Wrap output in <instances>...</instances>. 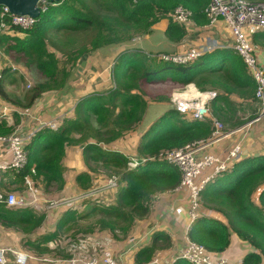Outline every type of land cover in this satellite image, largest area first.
I'll list each match as a JSON object with an SVG mask.
<instances>
[{
  "label": "trees",
  "instance_id": "trees-1",
  "mask_svg": "<svg viewBox=\"0 0 264 264\" xmlns=\"http://www.w3.org/2000/svg\"><path fill=\"white\" fill-rule=\"evenodd\" d=\"M209 2L61 0L51 3L47 11L40 12L32 28L24 30L12 27L24 33L23 37L15 33L0 35V46L7 54L15 52L23 55L25 65L29 69H36L46 78L43 83L34 86L28 103L23 105L30 106L44 92L62 90L76 64L60 67L58 49L48 41L50 31L91 34L88 44L74 51L72 61L100 48L129 42L136 32L148 34L155 24L164 19L168 21L165 29L167 39L177 43L186 36L187 26L172 20L173 10L178 6L188 8L194 21L202 25L207 22L203 11ZM252 40L264 42V30L256 31ZM12 75L10 69L2 70L0 98L15 103L6 89L7 84L15 81ZM112 78L113 88L81 99L57 129L38 131L25 146L28 155L26 165L20 170H9L0 177V188L11 190L9 187L20 181L24 183L28 175L51 198L49 194L63 190L66 185L63 160L67 148L79 145L86 170L75 176L76 185L80 188L78 191L91 190L93 174H100L102 170L107 171L104 172L106 178L112 174H117L119 178L117 186L108 189V193H111L108 198L90 196L92 200H82L83 206L91 201L89 211L85 213H81L85 209L77 206L59 213L51 209L53 213H58L55 229L34 238L32 235L44 225L47 212L28 207H8L0 203L1 228L20 234L24 250L31 249L40 254L55 252L50 247L55 245L61 231L76 223L80 217L94 212L101 217L97 221L101 231H109L113 238L120 239L115 232L119 230V236L124 238L136 220L149 214L150 201L156 194L172 191L180 185L181 172L160 158V154L210 140L214 131L211 120H192L179 113L172 104L140 137L136 147L139 164L134 169H130L128 164L132 156L104 147L130 134L142 121L149 104L144 97L148 89L155 91L152 97L150 95L152 102L169 104L172 103L174 89L189 83L201 91H216V96L210 102L211 112L217 120L231 124L228 130L257 116L254 109L245 120L232 122L237 118L243 102L257 99L254 80L241 56L231 48H217L187 64L164 61L140 49H125L116 58ZM10 132L11 127L0 120V135ZM255 193L258 194L257 201L253 199ZM199 203L206 212L218 213L223 219L209 215L198 217L188 229L187 237L190 240L203 245L208 252L218 254L228 248L231 235L235 234L253 248L243 257L242 264H264V155L239 160L230 170L217 175L201 191ZM170 243L167 233L155 232L152 244L137 253L136 261H149L157 250L168 248ZM174 264L191 263L177 259Z\"/></svg>",
  "mask_w": 264,
  "mask_h": 264
},
{
  "label": "crops",
  "instance_id": "crops-1",
  "mask_svg": "<svg viewBox=\"0 0 264 264\" xmlns=\"http://www.w3.org/2000/svg\"><path fill=\"white\" fill-rule=\"evenodd\" d=\"M167 22L168 21L166 19L161 20L153 26L150 33L143 35V37L139 38L138 41L133 42L135 44L129 43L128 47H120L118 45L117 47L112 46L110 48L109 46L89 53L86 56L87 60L85 65L88 70L91 69L90 66L95 68V73L93 74V72H91L92 76L88 77L91 78L94 76L91 79L92 81H83L72 76L73 81L71 80L69 83L67 82L66 86L62 90L48 91L41 94L33 102V104L25 110L28 114L22 117L24 119L22 124L19 126V131L35 132L38 128V125L35 122L36 119L44 121L52 120L54 118L57 119L58 117L65 118L72 114L75 105L84 97L108 91L111 86L110 82H112L109 81L111 78L109 69L111 66L113 67L115 57L120 54V51L135 47L136 49H140L147 53H174L187 47L198 46L208 40H212L217 43L219 45L218 48H228L232 43L230 29L222 19H219L211 27H205V24L198 25L196 21H194L195 24L189 25L186 28V36H184L177 43L170 42L165 35ZM161 33L163 34V38L158 40L159 44H155L156 41L153 37H159L161 36ZM253 43L256 47L260 64L264 66V45H262L264 42L253 41ZM159 48H161V50H157ZM116 50L117 53H115ZM82 63H79L77 68H79ZM106 71H108L109 77L107 81H104L107 76ZM103 72H105L104 75ZM108 83L109 88H106ZM14 85L16 84L6 86L10 97L14 94V90L10 87H13ZM97 87L100 88L97 89ZM0 103L5 102L0 98ZM171 106L172 103L169 104L155 101L150 102L144 118L136 125L134 131L126 135L124 138L104 147L112 150H118L127 156H134L138 158L136 147L140 137L146 132L150 125ZM150 110V115L156 114L157 116L147 123L146 120ZM259 113L260 110L257 115H259ZM237 143L241 144L240 155L237 161L251 156L264 155V115H262L259 120H251L241 126L225 131L223 137L217 141L207 142L203 145L202 149H200L199 155L212 153L217 156L224 157ZM63 163L65 166L64 176L66 185L63 190L59 191V193L75 195L79 192L78 189H80L76 185L75 176L80 171L86 170V166L84 165L82 159L81 147L79 145L68 147ZM211 171V168L206 169L202 173V177L208 176ZM106 177L107 176L102 173H98L97 175L93 174V190L97 189L92 195L93 197L104 196L108 198V196H110L111 193H108V190L100 189L106 181ZM257 197L258 194L255 193L253 199L257 201ZM188 203V194L178 187L172 191L156 194L153 197L149 214L143 219L136 220L128 236L122 239H115L109 234L102 233L101 239L105 248L112 250L121 262L129 264L132 261H136V255L143 247L150 246L152 244L155 232L164 231L170 237V246L168 248L157 250L149 261L141 264H148L155 258L160 259L163 264L173 263L179 250L186 242L188 229L192 224L187 215ZM61 210H59L58 213L61 212ZM203 210L204 212L206 211L204 208ZM58 213L55 214L51 210L47 211L46 221H44V225L38 229V235L55 229V222ZM204 215H209L219 220L223 219V217L218 213L205 212ZM32 237L34 238L35 236L32 235ZM0 239L2 245L8 249L6 264H17L15 263L13 251H23L21 243L22 236L14 231L0 227ZM252 250L253 248L250 244L238 238L235 234H232L230 245L224 252L211 254L215 257L225 258L228 264H242L243 257ZM38 259L40 258L32 256L26 264H36ZM41 260H44L43 262L45 263L53 262L51 264H64V259L61 258H57V260L43 258Z\"/></svg>",
  "mask_w": 264,
  "mask_h": 264
},
{
  "label": "built area",
  "instance_id": "built-area-1",
  "mask_svg": "<svg viewBox=\"0 0 264 264\" xmlns=\"http://www.w3.org/2000/svg\"><path fill=\"white\" fill-rule=\"evenodd\" d=\"M51 3L48 0H40L38 6L40 12L47 11ZM207 22L205 27H211L219 19H222L230 29L232 43L228 48L237 52L245 63L248 73L254 80L255 99L260 107V113L253 120H259L264 115V66L260 64L256 47L253 43V34L264 30V1L250 0H210L209 4L203 11ZM171 18L179 25L195 24L192 12L184 7L178 6L173 10ZM37 18L29 15H15L3 6L0 8V35L5 33L9 27L21 29H30L35 24ZM219 45L212 40H208L198 46L184 48L178 52L169 53H149L164 61L175 64H187L200 58L203 54L217 49ZM216 91H201L193 83L186 84L182 89L173 91L171 102L173 107L181 114L188 116L192 120H211L214 131L213 137L204 142L194 145H187L180 149L166 151L160 154V158L174 165L181 172V182L179 189L184 190L189 196L187 215L189 221L193 223L198 217L204 216L205 212L200 206V193L204 187L213 180L217 175L229 170L239 159L241 144H235L226 156L220 157L212 153L199 155L203 145L210 141H217L223 137L225 131H221L222 122L213 117L210 102L216 96ZM28 113L20 110L10 103H0V120L11 121L14 115L19 117ZM64 117L54 118L52 120H35L38 128L35 132L16 131L8 135H0V177L9 170H20L27 163V151L25 146L31 138L40 130L49 128L55 130ZM196 146V147H193ZM130 169L138 166L139 160L132 156L128 162ZM211 168V173L202 177V173ZM117 186L116 178H107L100 187L102 190H108ZM97 189L82 192L81 195H63L61 199L48 197L44 194L34 182L26 178L25 189L19 194L14 192L4 193L0 191V203H5L8 207H28L35 210L43 208L46 205L50 210L66 209V205L78 199L83 200L92 196ZM207 213V212H206ZM7 251L0 241V264L7 263ZM15 263L26 264L31 258L24 251H13ZM177 259L186 260L191 264H228L225 258L215 257L206 248L188 237L185 244L179 250ZM64 264H125L121 262L110 249H104L98 255L89 257H75L64 259ZM129 264H141L132 261ZM148 264H163L158 258L153 259Z\"/></svg>",
  "mask_w": 264,
  "mask_h": 264
},
{
  "label": "rangeland",
  "instance_id": "rangeland-1",
  "mask_svg": "<svg viewBox=\"0 0 264 264\" xmlns=\"http://www.w3.org/2000/svg\"><path fill=\"white\" fill-rule=\"evenodd\" d=\"M250 1H252V0H250ZM172 13H171V15H172ZM5 33H15L19 37L24 36V33L18 32V30L14 29L12 27H9ZM5 33H3V34H5ZM144 34H142L141 32H136L134 34V36H132V38L129 42L128 41L122 42V44H119V46L120 47H128L129 43L132 44L133 42L138 41L139 38H142L143 37L142 35H144ZM91 37H92L91 34L88 32L81 33V34L57 33L54 31L49 32V34H48L49 40L48 41H51V43H53L55 45L56 49H58V55L57 56H58V60L60 61V67L61 68L62 67L67 68L72 63H74V62L76 63L71 76L67 80L68 83L73 79L72 76L75 78H78L79 80H83V81H89L94 77L93 76L91 78H88L89 76H92L91 72H93V74L95 73L94 72L95 68L93 66L88 65L91 68L90 70H88L86 65H85L86 60H87L86 56L89 53H86L82 56H78L74 59V61H72V58L75 57L74 51L76 49L82 47L83 45L88 44ZM162 38H163L162 33H161V36H159V37H156V38L153 37V39L156 41L155 44H159L158 40H161ZM133 44H135V43H133ZM114 46L117 47L118 45L116 44ZM111 47H112V45H110V48ZM116 47H115V49H116ZM131 47H133V46H131ZM129 49L130 48H128L127 50H129ZM131 49H136V48L133 47ZM157 50H161V48H159ZM115 53H117V50ZM119 53H121V51ZM117 57L118 56L115 57L113 65H114ZM79 63H82V65L79 68H77V65ZM112 68L113 67L111 66L109 69V73L111 75V78L109 81H112V82H110V84H111L110 89L113 88V86H114V82H113V78H112V72H111ZM3 69H10L11 72L13 73L12 77L15 81L11 84L12 85L16 84V85H14L13 87H10L14 90V94H12L11 99L14 102L15 101L19 102V104H21V105H18L16 102L12 103L9 101H4V100L3 101L5 102V104L10 103L12 105H15L20 110H23V111L27 110V108H29L33 103L30 106H23V105L28 103L31 90L34 88L35 85H39L40 83H43L46 80V78H43V75L40 72H38L36 69H31V68L29 69L25 65V58L23 55L15 53V52H11V53L7 54L4 52L3 46L2 47L0 46V75H1ZM109 73H108V71H106L107 76L105 77V79L103 78L104 81L108 80ZM104 74H105V72H103V75ZM11 84H7L6 86H9ZM66 84H65V86H66ZM161 85H163V84H161ZM159 87H161V86L159 85ZM99 88L100 87H97V89H99ZM106 88H109V83H108ZM182 88H180V89H182ZM174 90L177 91L179 89L175 88ZM152 93H155V91L153 89L151 91L148 89V93L144 96L145 99L149 103L152 102V100H151ZM150 95H151V97H150ZM233 99H235V97ZM259 107H260V105L256 100H254V102H252V101L243 102L242 105L239 107V110L237 113V118L236 119L234 118L232 122L245 120L249 115L252 114V111L254 109H255L254 110L255 114H258ZM150 113H151V110L148 112V117L146 120L147 123L157 116L156 114L150 115ZM22 117H24V116H21L19 118L18 115H14L13 120L8 121V122L5 121L6 125L8 127H11L10 133L19 131V128H20L19 126L22 124V121L24 119ZM220 122H222L221 131H227L228 128L231 127V124L228 122H223V121H220ZM193 147H196V146H193ZM104 172L107 173V171H105V170H104ZM104 172L102 170L103 175H105ZM113 177L116 178V180L118 181L119 178H118L117 174H112L108 178H113ZM26 178H29L33 181V179L28 175L25 177V179ZM25 179H24V183L23 182L21 183V181L18 183H14L11 187H9V188H12L11 190H8L5 188H0V191H2L4 193H8V192L13 193L14 192L15 194H19L23 190V187H25ZM6 180H7V178H6ZM39 188H42V186L40 185ZM92 189H93V186H92ZM86 191H87V189L82 190V191L80 190L78 193H76V195H81L82 192L85 193ZM49 195H51V197H53V198L61 199L62 197H59V196H63L66 194H61L58 191V192L51 193ZM87 199H90V197ZM90 200H92V199H90ZM88 202L89 203H86L87 205L85 204V206H83L82 200L78 199L77 201H72L71 203L67 204L65 207L69 208V207L77 206L78 208L80 207L81 209H85L81 212V213H85V211H89V207L91 206V204H90L91 201H88ZM152 202H153V198L150 201V204ZM39 210L45 211V212L50 211V209L46 205H44L43 208H40ZM100 218L101 217L98 214V212H94V213L88 214L86 216L80 217L76 223L70 225L67 229L61 231V233L59 234V239L55 242V245H52L50 247L51 248L50 250L55 251V252L40 254V253L35 252L31 249H28V250L23 249V251L26 252L27 254H29L31 257L35 256V257L40 258V259H38V262H36V264H51V263H53V262L45 263V262H43L44 260H41L43 258L57 260L58 257H60L61 259H71V258H75V257H89V256H93V255H98L99 253H101L105 249V246H104L103 241L101 239L102 233H106L109 235L112 234L109 231H106V230L101 231L99 229V227L97 225V221ZM115 232L118 235V237L121 239L122 237L119 236L121 234V233H119V230H116ZM37 235H38V231L34 234V236L36 237ZM0 241H1V239H0ZM64 255H68V256L64 257Z\"/></svg>",
  "mask_w": 264,
  "mask_h": 264
},
{
  "label": "water",
  "instance_id": "water-1",
  "mask_svg": "<svg viewBox=\"0 0 264 264\" xmlns=\"http://www.w3.org/2000/svg\"><path fill=\"white\" fill-rule=\"evenodd\" d=\"M50 3L61 0H48ZM40 0H0V8L5 6L8 11L15 15H29L34 18L40 16L38 3Z\"/></svg>",
  "mask_w": 264,
  "mask_h": 264
}]
</instances>
